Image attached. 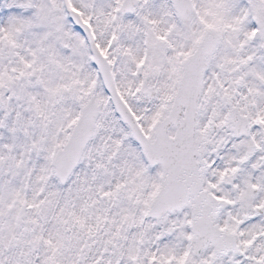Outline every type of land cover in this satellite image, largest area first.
<instances>
[{"label":"snow or ice","instance_id":"obj_1","mask_svg":"<svg viewBox=\"0 0 264 264\" xmlns=\"http://www.w3.org/2000/svg\"><path fill=\"white\" fill-rule=\"evenodd\" d=\"M0 264H264V0H0Z\"/></svg>","mask_w":264,"mask_h":264}]
</instances>
